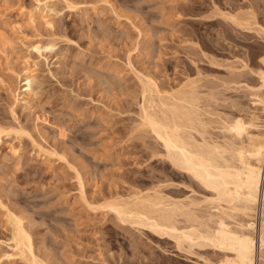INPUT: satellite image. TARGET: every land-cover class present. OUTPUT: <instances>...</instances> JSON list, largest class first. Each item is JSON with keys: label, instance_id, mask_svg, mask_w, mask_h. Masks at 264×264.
Wrapping results in <instances>:
<instances>
[{"label": "rangeland", "instance_id": "rangeland-1", "mask_svg": "<svg viewBox=\"0 0 264 264\" xmlns=\"http://www.w3.org/2000/svg\"><path fill=\"white\" fill-rule=\"evenodd\" d=\"M262 61L264 0H0V264H31L14 250V218L40 264H235L232 252L121 222L110 205L184 203L187 213L170 214L180 229L213 231L217 196L173 165L145 125V110L173 115L144 102L143 83L183 106L193 143L250 147L225 126L264 127ZM256 215L226 222L260 223Z\"/></svg>", "mask_w": 264, "mask_h": 264}, {"label": "bare ground", "instance_id": "bare-ground-1", "mask_svg": "<svg viewBox=\"0 0 264 264\" xmlns=\"http://www.w3.org/2000/svg\"><path fill=\"white\" fill-rule=\"evenodd\" d=\"M30 14L29 16L31 21L36 23L37 20H39L37 19L39 16L36 17L34 15L36 13L33 14V12L32 15ZM234 18L236 19L238 17ZM234 18L231 16V20L233 19L232 21H235L236 23L237 20ZM240 23L239 25H243V23ZM1 41H3V39ZM36 49L38 51L43 49L48 52L52 50V47L38 46ZM262 62L264 63V61ZM23 71L25 75V95L27 99L30 100L34 95L35 78L33 77L30 68L26 67ZM258 75L261 81L260 88L264 89V71H261ZM153 81L150 79L146 83H143L145 86V89L143 88L144 102L147 103L148 106L150 104V106L153 108L164 107L165 110L170 109L169 111L171 112V115H173V119H167L168 117L166 118L165 114L163 119L162 117L160 118L158 114L145 110L143 121L145 125L148 126L154 133L157 140L161 141L163 147L165 148L166 156L171 160L173 165L182 171L189 173L203 186L215 192L217 199L212 201L217 203L216 206H214L215 210L217 211V214L215 215L217 217V221H215L216 227L213 231H210L209 229V231H200V229H198L199 227L180 229L171 217L173 216L174 218L175 214L183 215L186 212L185 210L188 208L187 204L185 205L184 203L170 202L164 198H157L154 200H150L151 198H149V200H145L146 203L145 201L140 202L143 205H140V203L138 205L136 204V208L133 205V207L130 208L128 206V208L126 206L123 208L120 205L117 206L118 204L115 206L110 205L112 206L110 208L117 214L121 222L130 220V222H136L137 225L139 224V226L146 225L153 232L159 235L173 237L177 241L178 245H180L183 241L193 243L194 241H201L200 243H206L224 252H232L235 256V261H232H234L235 264H264V166H261V161L264 158V132L261 131H264L262 130L264 127H258L261 129L259 130L260 132L258 134H251L248 132V126L243 123L242 119L225 126V129L228 132L232 134L234 133L233 139L236 138L243 140L244 137H247L250 147L244 146L243 143L237 145L234 142H231V145L226 146L219 145L217 143L212 145L209 144V142L206 141L207 139L205 140L204 138L203 143L201 144L193 143L190 141L192 140L191 137H185L186 134L183 130L184 127L180 123L185 116L189 115H187L184 110L181 112L183 106L181 108L177 107V103V105H172L169 107V105H167L168 103H165L166 98H164L165 102L162 100L164 95L158 89L156 82ZM0 83L3 84L4 81H1L0 79ZM154 94L160 98L158 102L156 101L157 97L154 99ZM19 98L20 96H18V100H20ZM180 100L185 102V98ZM175 101L177 102V100ZM257 102L258 104H261L264 109V95L262 97L260 96ZM145 109H147V107H145ZM186 119L187 117L185 120ZM187 120V125H189L188 122H190L189 120L192 119ZM182 123H185V121ZM183 125L185 126V124ZM250 125L255 127V124H251V122ZM192 127L194 128V126ZM5 132L6 130L0 127V143L3 141L4 136L8 135L5 134ZM227 153L231 154L229 159L226 157ZM248 158L249 160L254 159L256 163H249V160H247ZM147 202L149 204H147ZM223 203L225 204V207L223 206ZM139 205L142 207H139ZM165 208L172 209L168 210ZM190 208L191 207H189L187 210H190ZM156 213H158L159 216L156 217L154 215ZM170 214L174 215L171 216ZM234 214H242L247 218H254V216L257 214L261 215L262 219L260 223L254 222L253 219H250L246 222H240L235 225L236 228L234 229L226 222L227 218L233 219ZM254 219L257 220L256 217ZM208 220H212V217ZM13 222L15 230L12 240L15 244L14 250L18 251L17 255H20L22 258L30 261L31 264H40L36 257L33 258L35 254L32 249V239L30 234L24 228L25 226L23 225V220L21 218H14ZM202 224L203 223L199 225ZM207 224H204L203 226L208 227ZM8 257L11 258L13 255H8Z\"/></svg>", "mask_w": 264, "mask_h": 264}]
</instances>
